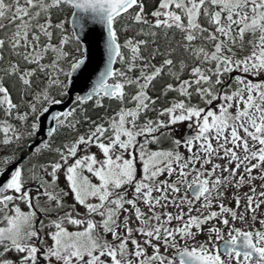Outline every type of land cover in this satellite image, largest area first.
<instances>
[{"label": "snow or ice", "instance_id": "1", "mask_svg": "<svg viewBox=\"0 0 264 264\" xmlns=\"http://www.w3.org/2000/svg\"><path fill=\"white\" fill-rule=\"evenodd\" d=\"M27 139L0 264H264V0H0V146Z\"/></svg>", "mask_w": 264, "mask_h": 264}, {"label": "trees", "instance_id": "2", "mask_svg": "<svg viewBox=\"0 0 264 264\" xmlns=\"http://www.w3.org/2000/svg\"><path fill=\"white\" fill-rule=\"evenodd\" d=\"M117 66H119V65H117ZM157 86L159 87V85H157ZM173 95L174 94H170L168 99L170 100ZM194 102H196V101L194 100ZM105 104H106V109L99 110V114L100 115H104L105 111H107L110 114L114 109H117V107H118V105L114 101L105 100ZM165 106H167V104L164 103V102H160L157 105L158 108L165 107ZM88 107H89V114L93 118H96L97 114L95 112L91 111V103L88 105ZM148 115L151 118H155V114L154 113H149ZM29 123H31V121H29ZM86 127H87V125H85V128ZM82 131H83V129H82ZM66 139H67L66 135L62 132L59 135H56L54 137V143H55V145H59L60 143L64 142ZM32 142H33L32 139H27V140H25L23 142L22 146H16V145L7 146V147L0 146V157L5 156V155H14L15 157L19 158V156L21 154L26 152V149H27L28 145L31 144ZM166 145H167L166 141L162 140V145L161 146L168 147V145L167 146ZM152 147L155 148L157 146L153 145ZM45 159H47V157L41 158L40 162H44ZM36 160H37L36 157H33V156L29 155L23 162L25 163V165H28L30 161L31 162H36Z\"/></svg>", "mask_w": 264, "mask_h": 264}, {"label": "water", "instance_id": "3", "mask_svg": "<svg viewBox=\"0 0 264 264\" xmlns=\"http://www.w3.org/2000/svg\"><path fill=\"white\" fill-rule=\"evenodd\" d=\"M69 26L71 27V25H69ZM102 47H103V45L101 44V48ZM93 55H94V61L99 58V51L96 50L95 48L93 49ZM93 79H94V77H93ZM63 107H64L63 105H61V106H53V108L50 110V113L51 112L60 111V110L63 109ZM50 113L49 114H45V116L46 117L50 116ZM53 126H54V124H53V122L50 119H47V118L42 119V122H41L42 131L40 133V138L41 139L46 138V132H47L48 128L53 127ZM186 131H187V128H186ZM32 144H33V142L28 145V147L26 149V152L19 156V158H23V161L30 155L29 153H30L31 149H30L29 146L32 145Z\"/></svg>", "mask_w": 264, "mask_h": 264}, {"label": "rangeland", "instance_id": "4", "mask_svg": "<svg viewBox=\"0 0 264 264\" xmlns=\"http://www.w3.org/2000/svg\"><path fill=\"white\" fill-rule=\"evenodd\" d=\"M162 119H166V117H162ZM175 128H176V132L174 133L176 136H177V138H179L180 136H182L183 134H185V132H186V124H179V125H176V126H174ZM166 144L168 145V142L166 141ZM166 145V146H167ZM152 147V146H151ZM93 151H95V149H93ZM181 151L182 152H184L185 153V155H187V152H186V150L185 149H181ZM59 183H60V187H62V188H66V183H65V181H64V179H63V176L61 175V178H60V181H59ZM256 183H257V185L260 183V181H256ZM240 191H247V188H243V189H241ZM67 203L69 204V205H71L72 203H74V201L71 199V196H69L68 198H67ZM21 207L22 208H24L25 210H26V208H25V206L24 205H21ZM77 210L79 211V212H81V213H83L85 210L82 208V207H80V206H77ZM257 227H258V225H257ZM70 230H71V228H70ZM198 239L199 240H204L205 239V237L204 236H199L198 237ZM49 243H50V241H49ZM191 243V242H190ZM150 251V250H149Z\"/></svg>", "mask_w": 264, "mask_h": 264}]
</instances>
